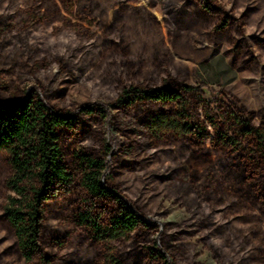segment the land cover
<instances>
[{"label":"rangeland","instance_id":"rangeland-1","mask_svg":"<svg viewBox=\"0 0 264 264\" xmlns=\"http://www.w3.org/2000/svg\"><path fill=\"white\" fill-rule=\"evenodd\" d=\"M76 1L69 16L64 0H0V100L38 89L62 111L110 105V123L82 118V135L70 151L99 155L104 142L113 148L106 180L156 230L152 239L161 249L176 264H264V208L249 194L255 210L244 209L234 176L222 184L221 157L197 161L186 143L173 139L151 146L144 110L115 102L125 82L159 86L166 68L178 83L201 88L220 116L230 110L264 126V0H219L231 21L220 35L216 22L188 0H85V13L84 0ZM33 6L29 23L25 12ZM5 160L0 154V208ZM71 213L67 204L54 207L46 225V249L58 264L99 254L73 232ZM69 233L63 249L52 245L53 237ZM137 239L139 245L119 246L126 264H144L139 249L150 238ZM0 264H27L2 221Z\"/></svg>","mask_w":264,"mask_h":264},{"label":"trees","instance_id":"trees-1","mask_svg":"<svg viewBox=\"0 0 264 264\" xmlns=\"http://www.w3.org/2000/svg\"><path fill=\"white\" fill-rule=\"evenodd\" d=\"M188 1L216 22V35L230 28L231 21L219 0ZM81 3L85 13L86 1ZM64 7L72 16L77 1L64 0ZM37 10L33 6L25 12L27 22L31 23ZM4 20L0 15V21ZM158 65L157 69L163 66ZM163 70L159 86L125 82L116 104L144 110L151 146L173 139L186 143L197 161L213 164L216 156L221 157L222 184L234 176L240 187L238 193L246 201L244 209L255 210L248 205L249 194L254 196L256 206L264 208V126H255L250 117L230 110L220 116L201 88L180 84L166 68ZM82 118L110 123V105L95 102L83 104L75 112L62 111L50 105L38 89L22 99L0 100V154L5 155L9 172L0 221L10 228L20 255L27 264L59 263L58 256L46 249V225L54 207L67 204L72 209L69 226L99 254L93 259L64 263L126 264L120 256V244L133 240L139 245L137 237L148 236V245L139 249L144 264H176L152 239L156 230L106 180L113 148L104 142L99 155L71 153V144L82 135ZM214 173H220L217 166ZM210 184H217L214 177ZM71 235L53 237L52 245L63 249Z\"/></svg>","mask_w":264,"mask_h":264}]
</instances>
